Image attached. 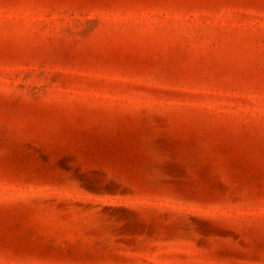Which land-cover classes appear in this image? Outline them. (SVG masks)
<instances>
[{
  "label": "rangeland",
  "instance_id": "rangeland-1",
  "mask_svg": "<svg viewBox=\"0 0 264 264\" xmlns=\"http://www.w3.org/2000/svg\"><path fill=\"white\" fill-rule=\"evenodd\" d=\"M0 264H264V0H0Z\"/></svg>",
  "mask_w": 264,
  "mask_h": 264
}]
</instances>
